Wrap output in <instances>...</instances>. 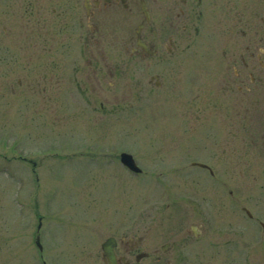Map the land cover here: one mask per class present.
Here are the masks:
<instances>
[{
    "label": "rangeland",
    "instance_id": "obj_1",
    "mask_svg": "<svg viewBox=\"0 0 264 264\" xmlns=\"http://www.w3.org/2000/svg\"><path fill=\"white\" fill-rule=\"evenodd\" d=\"M82 1L0 0V264H105L101 244L125 236L153 255L264 208V69L227 48L238 28L201 25L172 54L157 28L161 52L143 59L125 51L138 12L88 38Z\"/></svg>",
    "mask_w": 264,
    "mask_h": 264
},
{
    "label": "flooded vegetation",
    "instance_id": "obj_2",
    "mask_svg": "<svg viewBox=\"0 0 264 264\" xmlns=\"http://www.w3.org/2000/svg\"><path fill=\"white\" fill-rule=\"evenodd\" d=\"M258 2V7L247 9L245 0H83L84 11L79 23L81 29L86 26L89 30L88 38H95L101 36V28L110 18L118 14L134 18L138 12L140 23L134 32L135 46L125 51L143 59L156 57L161 52L156 42L157 28H161L168 38L169 44L163 49L172 54L178 50L176 41L180 36L196 37L201 25L227 24L226 32L230 37L234 28H238L234 37L228 39L227 48H240L244 52L241 70L253 69L254 73L258 68L264 69L261 60L264 55V0ZM139 33L147 49L137 44ZM241 70H236L235 77L242 75ZM250 75L252 85L256 77ZM227 83L231 82L227 80ZM240 84H245L244 77ZM238 88L242 90L241 86ZM240 212L239 220L243 224L239 220V224H230L231 221L226 220L221 225H212L207 220L208 226L192 225L190 230L176 234L163 244L154 256L141 250V238H131L132 243L127 247L126 236L120 241L109 237L115 240L116 264H138L150 257L157 264H264V208L244 206ZM102 260L109 264L103 251Z\"/></svg>",
    "mask_w": 264,
    "mask_h": 264
},
{
    "label": "water",
    "instance_id": "obj_3",
    "mask_svg": "<svg viewBox=\"0 0 264 264\" xmlns=\"http://www.w3.org/2000/svg\"><path fill=\"white\" fill-rule=\"evenodd\" d=\"M137 44L140 47H143L144 49H147L146 44L142 41L141 37H140V33H139V37H138V41ZM121 161L122 163L127 166L129 169L135 171V172H140L141 169L136 165L133 157L129 154H122L121 157ZM39 244V242H38ZM40 246V244H39ZM114 246H115V240L114 238H109L106 242L103 243L102 245V249L104 251V255L105 257H107L109 264H116V258H115V254H114Z\"/></svg>",
    "mask_w": 264,
    "mask_h": 264
}]
</instances>
